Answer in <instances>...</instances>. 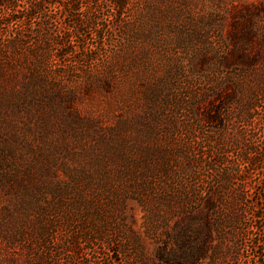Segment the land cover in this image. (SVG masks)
Instances as JSON below:
<instances>
[{"label":"rangeland","instance_id":"obj_1","mask_svg":"<svg viewBox=\"0 0 264 264\" xmlns=\"http://www.w3.org/2000/svg\"><path fill=\"white\" fill-rule=\"evenodd\" d=\"M194 251L264 264V0H0V264Z\"/></svg>","mask_w":264,"mask_h":264},{"label":"trees","instance_id":"obj_2","mask_svg":"<svg viewBox=\"0 0 264 264\" xmlns=\"http://www.w3.org/2000/svg\"><path fill=\"white\" fill-rule=\"evenodd\" d=\"M74 1H76V0H74ZM118 3L120 4V1H118ZM72 6V9H76L75 8V5L74 4H72L71 5ZM196 249V248H195ZM198 249V248H197ZM195 252L196 251H194V253H192L193 255H192V259L189 261V263H187V264H195L196 263V261L198 260V255L197 254H195Z\"/></svg>","mask_w":264,"mask_h":264}]
</instances>
